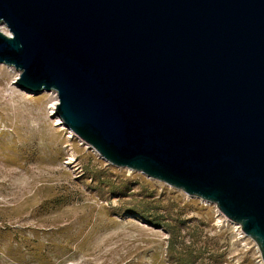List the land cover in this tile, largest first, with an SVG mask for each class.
<instances>
[{"label": "water", "instance_id": "obj_1", "mask_svg": "<svg viewBox=\"0 0 264 264\" xmlns=\"http://www.w3.org/2000/svg\"><path fill=\"white\" fill-rule=\"evenodd\" d=\"M0 65L110 165L215 205L264 261V0H0Z\"/></svg>", "mask_w": 264, "mask_h": 264}, {"label": "rangeland", "instance_id": "obj_2", "mask_svg": "<svg viewBox=\"0 0 264 264\" xmlns=\"http://www.w3.org/2000/svg\"><path fill=\"white\" fill-rule=\"evenodd\" d=\"M17 77L0 65V264H264L215 205L110 165Z\"/></svg>", "mask_w": 264, "mask_h": 264}, {"label": "bare ground", "instance_id": "obj_3", "mask_svg": "<svg viewBox=\"0 0 264 264\" xmlns=\"http://www.w3.org/2000/svg\"><path fill=\"white\" fill-rule=\"evenodd\" d=\"M1 30H2V32H4L5 34H9L8 33V30H7V28L5 27V26H2L1 27ZM15 85L17 86V84H16V82H15ZM19 89V88H18ZM21 90V89H20ZM22 92H23V90H22ZM24 92H26V91H24ZM53 95H55L54 93H53ZM56 96V95H55ZM56 98H57V96H56ZM57 104H58V99L51 105V107H50V117L51 118H53L54 120H55V126H61V127H63V128H66L65 126H64V123H63V121H62V119L57 115V114H54V109L57 107ZM70 131V130H69ZM70 134H71V138H73L75 135H74V133L72 132V131H70Z\"/></svg>", "mask_w": 264, "mask_h": 264}, {"label": "trees", "instance_id": "obj_4", "mask_svg": "<svg viewBox=\"0 0 264 264\" xmlns=\"http://www.w3.org/2000/svg\"><path fill=\"white\" fill-rule=\"evenodd\" d=\"M121 213H122V212H121ZM131 213H133V212H131ZM138 214L141 215V216H143L144 218H146V220H148L149 223H151L152 225H154V226L158 225L157 221H155V220H150L149 217L146 216L145 214H143V213H141V212H138ZM170 257H172V252H171V251H170ZM174 262H175L176 264H182V262L179 261V260H174Z\"/></svg>", "mask_w": 264, "mask_h": 264}]
</instances>
